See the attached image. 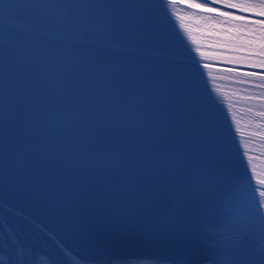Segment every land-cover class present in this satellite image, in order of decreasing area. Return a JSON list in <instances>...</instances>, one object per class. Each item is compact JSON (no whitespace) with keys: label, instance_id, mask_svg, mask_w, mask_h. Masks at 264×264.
<instances>
[{"label":"bare ground","instance_id":"bare-ground-1","mask_svg":"<svg viewBox=\"0 0 264 264\" xmlns=\"http://www.w3.org/2000/svg\"><path fill=\"white\" fill-rule=\"evenodd\" d=\"M197 2H202L197 0ZM180 3V2H178ZM184 5L183 3H180ZM5 5L7 1L0 0V34L17 36L20 40L49 44L55 47H64L76 51H84L91 54L107 55L110 57H120L123 59L141 60L145 62H162L167 65H188L220 72H227L242 77H247L246 73L261 71L259 61L250 57L239 56H191L182 53H175L162 49L151 48L149 46L121 44L107 40L99 41L94 38L79 37L74 34L43 26L38 21L33 20V15H26L28 10L20 11L9 7V13L17 15L16 22L27 27L13 28L3 22L5 15ZM185 6V5H184ZM188 7V6H187ZM222 11H226L222 9ZM237 15V14H235ZM240 16V15H237ZM260 18H250L249 21H258ZM225 53V52H224ZM234 69L235 71H230ZM251 78L259 79V77ZM28 188H22L15 182L0 179V264H18L19 258L23 257L24 264H93L98 256L111 257L119 264H220L214 258H205L196 255L192 259L198 261L193 263L183 261L180 258L171 256L153 255L146 249H120L118 252L107 251L105 247L94 249L82 246H74L71 242H66L56 234L55 222L47 223L41 217L39 208L40 195L30 192ZM116 200L113 203H130V195H113ZM132 210L133 205H126ZM111 207H115L112 205ZM125 207V206H122ZM113 211V210H111ZM121 208L118 213L124 214ZM116 212V211H114ZM191 258V257H190ZM191 261V260H190Z\"/></svg>","mask_w":264,"mask_h":264},{"label":"snow or ice","instance_id":"snow-or-ice-1","mask_svg":"<svg viewBox=\"0 0 264 264\" xmlns=\"http://www.w3.org/2000/svg\"><path fill=\"white\" fill-rule=\"evenodd\" d=\"M183 3L185 6L191 7L197 11L207 12L216 16L225 17L228 21H239L241 24L249 22L247 15L237 16L233 11H222L226 5H231L233 9H246L249 13L258 12L261 17L258 21L252 23L258 24L261 35L249 40L248 45L257 48L258 54L264 57V0H167L169 7L175 3ZM9 5H5V15L3 22L16 27H27V24H19L16 22L17 15L9 13ZM11 7L15 8L16 5ZM26 8H32L33 5H26ZM30 15L31 13H25ZM261 71L246 73L247 76L259 77L264 81V59L259 61ZM205 68L208 65H204ZM230 71H235L231 69ZM264 87V83L260 85ZM6 99V98H5ZM85 121H93L97 119L91 114L82 115L80 117ZM103 122H108L112 127H104V132L109 135L115 133L117 136L128 138V143L123 144L120 151L113 155L116 151L115 145L111 147L106 146L103 150H97L93 147L84 148L83 150L73 151L71 158L77 165H95V171L101 179L106 178V174L110 173L113 169L117 171L130 173L139 170L153 176H164L170 169L177 166V161L170 158L164 153L163 149H155L152 147L157 142L156 136L149 137L145 133V129L153 127H161L155 123L149 122L138 117H133L125 112H122L119 117L113 114L111 117H106ZM103 140V134L100 137ZM106 144V141H105ZM3 147H7V138L4 134ZM158 152V154H156ZM259 195V208L262 213L261 228L259 230V237L245 238L242 234L238 248L232 255L231 264H264V191L260 188L256 189ZM18 264H24L23 257L19 258ZM93 264H119L118 261L113 260L111 257L98 256Z\"/></svg>","mask_w":264,"mask_h":264}]
</instances>
